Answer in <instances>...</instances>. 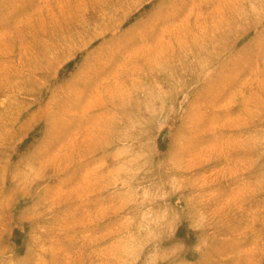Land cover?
<instances>
[{
    "label": "rangeland",
    "instance_id": "obj_1",
    "mask_svg": "<svg viewBox=\"0 0 264 264\" xmlns=\"http://www.w3.org/2000/svg\"><path fill=\"white\" fill-rule=\"evenodd\" d=\"M259 2L0 0V261L118 264L172 179L208 217L174 264H264ZM145 144L169 163L122 173Z\"/></svg>",
    "mask_w": 264,
    "mask_h": 264
},
{
    "label": "clouds",
    "instance_id": "obj_2",
    "mask_svg": "<svg viewBox=\"0 0 264 264\" xmlns=\"http://www.w3.org/2000/svg\"><path fill=\"white\" fill-rule=\"evenodd\" d=\"M257 10L260 18L264 19V0H260L259 4L252 5L248 15L255 17ZM166 120L167 114L160 108L149 114L150 122L162 125ZM168 163L166 160H161L152 148L145 144L139 151L128 155L120 171L125 175H127L125 169H130L137 174H155ZM183 187L182 184L170 179L163 186L154 190L151 196L152 202L159 201L156 219L150 226L133 230L127 227L124 229L126 234L112 249L118 264H174L173 258L178 253L182 254L184 246L164 248L162 238L166 235L174 236L176 228L184 221H187L188 227L197 233L208 223V217L200 210L195 197L182 195ZM142 194L147 195L146 193ZM173 198H175L174 204L172 203ZM41 215H43L41 211L35 210L32 219L38 221ZM35 239L39 241L40 236L37 235ZM157 242H161L160 246H157ZM204 244L205 241L197 239L193 249L200 251ZM0 264H46V261L39 259L34 262L31 256H26L10 261H0ZM175 264H180V262L176 261Z\"/></svg>",
    "mask_w": 264,
    "mask_h": 264
}]
</instances>
